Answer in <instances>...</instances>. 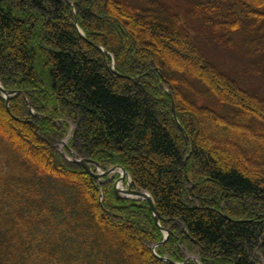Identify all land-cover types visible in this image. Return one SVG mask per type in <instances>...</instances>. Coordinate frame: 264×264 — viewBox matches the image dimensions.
<instances>
[{
  "label": "trees",
  "instance_id": "trees-1",
  "mask_svg": "<svg viewBox=\"0 0 264 264\" xmlns=\"http://www.w3.org/2000/svg\"><path fill=\"white\" fill-rule=\"evenodd\" d=\"M0 85V264L264 260V0H0Z\"/></svg>",
  "mask_w": 264,
  "mask_h": 264
},
{
  "label": "water",
  "instance_id": "water-1",
  "mask_svg": "<svg viewBox=\"0 0 264 264\" xmlns=\"http://www.w3.org/2000/svg\"><path fill=\"white\" fill-rule=\"evenodd\" d=\"M74 21L76 22V19L74 18ZM0 93L2 94L3 96V99L5 100L6 102V108L8 109V102H9V99L11 98V96L15 95L14 92H5L2 90V88L0 87ZM174 106L172 105V108ZM73 161L72 163L76 166H80L82 167L91 177L95 178V179H99V178H102V177H106L108 176L109 174H111L114 170H109L107 172H104V173H101V174H94L91 169H90V164L91 162L87 161V160H79L78 159V156L76 154H73ZM96 168H99V166L97 164L94 165ZM121 171V176L119 178V180L114 184V191H115V194L116 195H119L120 197L124 198V199H132V200H143V201H146L147 204H148V207H149V210L151 211V213L153 214V218L156 222V224H158V217H157V214H156V210H155V206H154V202L151 198V196L143 191V190H140V189H135V190H132L130 188H128V183H129V180L127 179V174L126 172L122 169V168H117ZM127 180V183H126V189L123 190V189H120L119 188V183L123 182L124 180ZM122 195V196H121ZM163 233H164V241L168 238V232L166 230H162ZM164 241L160 244L162 245L164 243ZM154 249V248H153ZM160 260L162 261H166L168 262L169 264H174L173 262L165 259V258H160ZM187 262V261H185ZM195 264H199L197 261H195Z\"/></svg>",
  "mask_w": 264,
  "mask_h": 264
},
{
  "label": "rangeland",
  "instance_id": "rangeland-1",
  "mask_svg": "<svg viewBox=\"0 0 264 264\" xmlns=\"http://www.w3.org/2000/svg\"><path fill=\"white\" fill-rule=\"evenodd\" d=\"M181 15L184 17V13L181 12ZM179 56H182V54H178ZM212 60L214 62H216L217 64L221 65L223 68L229 69V70H233V71H237L241 68V65L239 64L240 62V56L238 55L237 57H234L233 55H212ZM242 62V61H241ZM244 77V75H242ZM259 83H261V81H259ZM258 83V84H259ZM35 91V90H34ZM10 117L16 121H18L19 119L13 117L12 115H10ZM72 127L70 126L68 132H67V136L66 138L61 141L60 143H56L55 147L57 149V151L61 152L62 154L64 153V155H69L67 150L65 149L66 145H69L70 142V138H71V131ZM19 139L23 140L21 134L18 132L17 134ZM239 150V147L236 145H233L231 151H236ZM243 157H246V154H243ZM69 159V158H68ZM261 264H264V260H261Z\"/></svg>",
  "mask_w": 264,
  "mask_h": 264
}]
</instances>
